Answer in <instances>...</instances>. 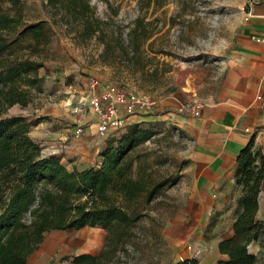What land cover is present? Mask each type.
<instances>
[{"label": "rangeland", "instance_id": "1", "mask_svg": "<svg viewBox=\"0 0 264 264\" xmlns=\"http://www.w3.org/2000/svg\"><path fill=\"white\" fill-rule=\"evenodd\" d=\"M90 3L95 14L107 21L106 29L117 26L125 39L135 17L143 16L149 22L152 40L149 46L145 42L143 49L150 55L156 52L158 60L150 59L149 68L157 64L160 71L155 75L140 74L126 67L105 65L98 59L102 49L98 40L91 38L80 43L59 30L49 34L48 41L34 56L43 63L37 69L42 75L40 89H31L26 106L15 104L6 113L23 114L54 126L61 124V130L56 127L59 135L54 138L51 132L44 131L46 134L41 136L46 139L42 142L44 151L72 156L71 160L64 157L69 168L75 160L78 168L97 166L102 160L101 151L112 135H98L96 115L90 108L73 111L79 98L88 93L90 79L148 94L153 104L138 114V120L147 122L156 133L137 148L141 154L139 162L153 180L166 176H178V180L163 188L159 198L151 203L146 202L143 194L129 204L128 210H134L139 218L123 250L119 251L121 264H173L185 258H195L199 264H216L223 257L216 249V237H228L230 233L222 234L226 226L221 232L208 234L201 228V218L197 219L191 211L192 204L186 194L187 153L191 142L180 136L182 131L162 115V110H156V106L176 92L177 87L186 93L180 104L195 100L202 106L208 102L207 97H199L191 80L184 83V76L196 67H203L208 69L207 76L214 79L232 67L248 64L250 50L243 40L248 31L254 30L248 24L247 0H159L157 5L151 3L144 8L139 6V0H91ZM42 16L40 0L25 1V23L35 22ZM23 40L25 45L29 38ZM12 53L23 56L28 52L17 46ZM163 68L169 71L163 73ZM76 126L83 129L79 136L74 135ZM249 129L248 132L259 137L258 142L262 140L264 126ZM130 175H136V163ZM104 235L105 230L100 226L45 230L39 245L29 255L28 264H73L72 257L76 254H98ZM249 250L257 255V264H264L263 241L253 242Z\"/></svg>", "mask_w": 264, "mask_h": 264}, {"label": "trees", "instance_id": "2", "mask_svg": "<svg viewBox=\"0 0 264 264\" xmlns=\"http://www.w3.org/2000/svg\"><path fill=\"white\" fill-rule=\"evenodd\" d=\"M25 1L0 0V264H28V257L45 230L84 226L102 227L104 243L98 254H76L72 263L121 264L119 251L139 218L134 210H128L129 204L143 194L146 202L151 203L163 188L178 180V176L153 180L139 162L141 154L137 148L153 138L154 128L138 121L111 131L106 135L112 137L101 151L102 160L97 166L69 168L61 161V154L47 153L30 136V128L39 122L37 119L23 114L7 115L6 111L15 104L26 106L31 89H40L42 75L37 69L43 63L34 56L48 41L49 34L59 30L80 43L91 38L98 40L102 44L98 59L105 65L157 74L159 66L149 68L148 63L150 59L158 60L156 52L150 55L143 49L145 42L149 46L152 41L149 22L143 16L135 17L125 39L117 26L106 29L107 21L95 14L91 0H40L43 16L25 23ZM151 3L157 5L159 0H139L141 8ZM26 37L29 41L23 45ZM17 46L26 48L28 53L13 55ZM254 141L252 134L236 156V182L241 186V194L231 224L232 235L219 241L218 250L223 257L216 264L258 262L249 244L264 242V219L258 216L264 152ZM134 163L136 175L132 176ZM173 264L198 261L185 258Z\"/></svg>", "mask_w": 264, "mask_h": 264}, {"label": "crops", "instance_id": "3", "mask_svg": "<svg viewBox=\"0 0 264 264\" xmlns=\"http://www.w3.org/2000/svg\"><path fill=\"white\" fill-rule=\"evenodd\" d=\"M247 8L248 24L254 30L252 33L248 31L243 40L250 50L248 64L232 67L214 79L207 76V68L196 67L191 70V74L185 71L188 75L182 78L184 83L187 79L191 80L195 93L208 99L200 107L198 115L188 110H177L186 97L180 87L156 106V110H162V115L192 140L187 153L189 171L186 187L188 200L192 204L191 211L197 219L201 218V228L208 234L221 232L227 226L222 234L228 232V237L232 235L231 224L241 194V186L236 182V156L253 134L244 131V128L264 126V41L254 39L257 35L264 36V0ZM176 78L179 79V76ZM258 94L261 95L259 99L256 98ZM60 126L40 120L31 126L29 134L43 144L46 140L41 137L46 134L44 131L51 132L54 138L59 135V131H56L61 130ZM257 138L255 134L254 145L260 146L264 152V135L259 142ZM65 156L69 160L73 159L68 154ZM65 156H62L61 161L67 165ZM74 156L81 160L77 155ZM72 165L77 166L76 160L72 161ZM258 216L264 219V181L260 190ZM225 238L217 235L216 249L219 241Z\"/></svg>", "mask_w": 264, "mask_h": 264}, {"label": "built area", "instance_id": "4", "mask_svg": "<svg viewBox=\"0 0 264 264\" xmlns=\"http://www.w3.org/2000/svg\"><path fill=\"white\" fill-rule=\"evenodd\" d=\"M262 0H247V5L250 6L255 2ZM256 41H264L263 35L254 37ZM257 99L261 98L258 94ZM153 101L148 94L134 93L110 82H100L97 78H91L89 82V91L86 95L79 98L77 104L73 107L74 112H81L85 107L90 108L96 115L95 128L99 136H106L109 132L114 131L126 124L137 122L139 113L145 111ZM201 103L195 100H188L180 104L178 111H190L194 115L199 114ZM244 131H250L249 127H245ZM81 126H76L74 135L82 134ZM255 134V133H253ZM181 136V135H180ZM185 141L192 140L182 134ZM47 153H56L46 151ZM159 198V197H157ZM26 220L30 217V212L27 211Z\"/></svg>", "mask_w": 264, "mask_h": 264}]
</instances>
